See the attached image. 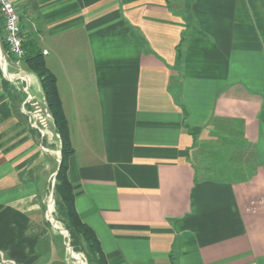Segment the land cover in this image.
I'll use <instances>...</instances> for the list:
<instances>
[{
    "label": "crops",
    "instance_id": "0c3cea01",
    "mask_svg": "<svg viewBox=\"0 0 264 264\" xmlns=\"http://www.w3.org/2000/svg\"><path fill=\"white\" fill-rule=\"evenodd\" d=\"M14 3L107 264H264V0ZM17 69L0 54V264H77L44 215L61 142L30 124Z\"/></svg>",
    "mask_w": 264,
    "mask_h": 264
},
{
    "label": "trees",
    "instance_id": "16d2710c",
    "mask_svg": "<svg viewBox=\"0 0 264 264\" xmlns=\"http://www.w3.org/2000/svg\"><path fill=\"white\" fill-rule=\"evenodd\" d=\"M3 45L6 48L5 44ZM23 46L25 54L22 57V65L37 76L46 105L52 114L55 129L60 135V161L54 176L56 218L68 230L73 249L85 254L87 264H107L94 230L83 222L75 209L74 191L67 177V159L73 152V147L57 91L56 76L48 68L42 51L34 43L23 39Z\"/></svg>",
    "mask_w": 264,
    "mask_h": 264
},
{
    "label": "built area",
    "instance_id": "2783aa9c",
    "mask_svg": "<svg viewBox=\"0 0 264 264\" xmlns=\"http://www.w3.org/2000/svg\"><path fill=\"white\" fill-rule=\"evenodd\" d=\"M0 14L3 20V28H4V36L3 41L6 46L7 51L13 55L14 63L18 68V71L14 73H6L10 78H18L23 82V89L26 93L25 101L29 103L31 108L25 109L24 104L22 106L23 110H25L29 116L30 124L38 129L41 135H54V137L60 141V135L56 130H50V123H54L51 112L49 111L45 98L41 101L35 98L30 91V80L28 75L21 69L20 62L21 58L25 54V48L23 46V38L21 36L20 29V16L19 12L16 8L14 0H0ZM0 50V54H1ZM46 53V51H44ZM1 59L6 63V55L2 51ZM43 149H46L41 145ZM54 182V178L52 179V183ZM44 215L46 220L55 228H57L66 239V248L67 252L71 259H74L72 256L73 249L70 245V237L68 230L61 225V223L56 219V209H55V199L52 189L49 190V193L45 202V210ZM80 258L79 264H87V259L84 253H78ZM75 261V260H72ZM0 262H3L2 255L0 253Z\"/></svg>",
    "mask_w": 264,
    "mask_h": 264
},
{
    "label": "rangeland",
    "instance_id": "374dc122",
    "mask_svg": "<svg viewBox=\"0 0 264 264\" xmlns=\"http://www.w3.org/2000/svg\"><path fill=\"white\" fill-rule=\"evenodd\" d=\"M0 50L3 51V53L6 55V58H8V57H13V55L10 54V53L7 51V49L4 47L3 44H2V45L0 44ZM13 59H15V58L13 57ZM21 61H22V58H21ZM20 67H21V69H22V67H23V66H22V62H20ZM23 68H24V67H23ZM25 69H26V68H25ZM26 70H27V69H26ZM17 71H18V69H17ZM27 71H28V70H27ZM60 142H61V141H60ZM58 154H59V156H60V154H61V151H60V150L58 151ZM53 178H54V177H53ZM54 182H55V178H54ZM54 182H53V183H54ZM53 183H52V181H51V188H50V189H52V184H53ZM50 189H49V190H50ZM48 193H49V192H48ZM53 194H54V192H53ZM56 219H57V218H56ZM57 220H58V219H57ZM58 221H59V220H58ZM59 222H60V221H59ZM60 223H61V222H60ZM61 225L64 226L62 223H61ZM69 237H70V236H69ZM71 247H72V246H71ZM72 249H73V247H72ZM73 251H74L75 253H77V254L81 252V251H75L74 249H73ZM82 253H83V252H82ZM84 255H85V254H84ZM66 257H67V260H68L69 262H70V261L72 262V260H75V261H76V260H77V261L79 260V259H77V258L71 259L70 256H69V254H68V252H67ZM85 257H86V256H85ZM78 262H79V261H78ZM78 262H77V264L80 263V262H79V263H78Z\"/></svg>",
    "mask_w": 264,
    "mask_h": 264
},
{
    "label": "bare ground",
    "instance_id": "6f19581e",
    "mask_svg": "<svg viewBox=\"0 0 264 264\" xmlns=\"http://www.w3.org/2000/svg\"><path fill=\"white\" fill-rule=\"evenodd\" d=\"M72 256H73L74 258H77V259H79L78 261L80 262L79 255H78L77 253H75V252H72Z\"/></svg>",
    "mask_w": 264,
    "mask_h": 264
},
{
    "label": "water",
    "instance_id": "95a60500",
    "mask_svg": "<svg viewBox=\"0 0 264 264\" xmlns=\"http://www.w3.org/2000/svg\"><path fill=\"white\" fill-rule=\"evenodd\" d=\"M1 56H2V51H1ZM2 62H3V65H5V62L3 61V59H2ZM52 192H54V183L52 184Z\"/></svg>",
    "mask_w": 264,
    "mask_h": 264
}]
</instances>
